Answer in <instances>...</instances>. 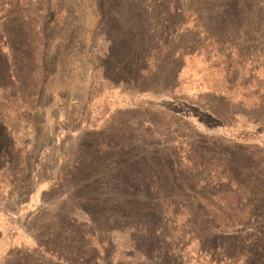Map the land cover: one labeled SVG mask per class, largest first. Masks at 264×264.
Wrapping results in <instances>:
<instances>
[{"label":"rangeland","instance_id":"1","mask_svg":"<svg viewBox=\"0 0 264 264\" xmlns=\"http://www.w3.org/2000/svg\"><path fill=\"white\" fill-rule=\"evenodd\" d=\"M0 166V264H264V0H0Z\"/></svg>","mask_w":264,"mask_h":264},{"label":"crops","instance_id":"2","mask_svg":"<svg viewBox=\"0 0 264 264\" xmlns=\"http://www.w3.org/2000/svg\"><path fill=\"white\" fill-rule=\"evenodd\" d=\"M1 126L4 128L6 135L9 138H11V140L15 141L16 133L20 132V129L15 130L14 127L13 128L11 127L12 125L10 126L9 124H6L4 122L1 123ZM4 168H6V167L0 166V169L1 170H4ZM1 174H2V172H1ZM30 180H29V190H28V191H30L29 192L30 195H29L28 199H29V201L31 203L36 204L37 201H38V195H39L38 194V181H37V177L35 176L33 178V181L32 182ZM2 197L4 198V196H2Z\"/></svg>","mask_w":264,"mask_h":264}]
</instances>
